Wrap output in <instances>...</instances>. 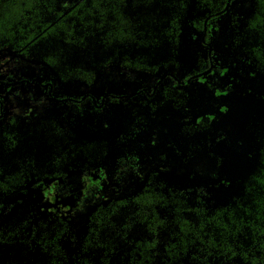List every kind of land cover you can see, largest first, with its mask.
Here are the masks:
<instances>
[{
  "label": "trees",
  "instance_id": "16d2710c",
  "mask_svg": "<svg viewBox=\"0 0 264 264\" xmlns=\"http://www.w3.org/2000/svg\"><path fill=\"white\" fill-rule=\"evenodd\" d=\"M225 3L0 0V53L41 61L67 89L75 81L91 86L113 66L160 73L181 68L184 59L196 73L208 66L206 47L197 45L203 21ZM235 8L246 13L240 22ZM220 23L227 49L264 84V0L233 1L208 21V31ZM220 35L208 32L206 40L218 47ZM83 105L51 103L41 114L0 124V264H264V124L238 181L188 194L198 177L186 185L159 177L90 207L83 231L37 207L40 192L77 204L73 177L101 160L105 145L87 140L94 111Z\"/></svg>",
  "mask_w": 264,
  "mask_h": 264
},
{
  "label": "flooded vegetation",
  "instance_id": "af4514ba",
  "mask_svg": "<svg viewBox=\"0 0 264 264\" xmlns=\"http://www.w3.org/2000/svg\"><path fill=\"white\" fill-rule=\"evenodd\" d=\"M233 1L226 0L221 11L204 19L197 45L206 47L208 66L196 73L194 66L183 64L180 54L179 69L149 73L113 66L91 86L75 81L67 89L41 61L0 53V124L10 117L41 114L51 103L84 104L96 117L88 142L98 148L105 145L99 164L73 177L81 201L74 204L70 196L63 206L60 195L40 192L37 207L77 222L83 231L88 218L82 213L90 207L133 194L159 177L164 176L167 185L179 180L186 185L189 176L198 177L188 183L195 189L188 194L216 188L218 181H238L264 124V84L262 75L227 49L225 24L208 31V21L224 15ZM234 12L242 16L237 22L246 15L238 8ZM219 31L224 42L217 47L206 38L208 32ZM207 161L210 170L203 173L202 163ZM194 198L190 196L193 202Z\"/></svg>",
  "mask_w": 264,
  "mask_h": 264
},
{
  "label": "rangeland",
  "instance_id": "374dc122",
  "mask_svg": "<svg viewBox=\"0 0 264 264\" xmlns=\"http://www.w3.org/2000/svg\"><path fill=\"white\" fill-rule=\"evenodd\" d=\"M248 162H250V159L248 158V160H246V163H245V165H247V163ZM210 163L207 161L205 164H203L202 163V166H203V169L201 170L203 173H208V170H210L209 168H210V165H209ZM208 169V170H207ZM245 169V167H243L241 170H244ZM242 172V171H241ZM240 172V173H241Z\"/></svg>",
  "mask_w": 264,
  "mask_h": 264
}]
</instances>
